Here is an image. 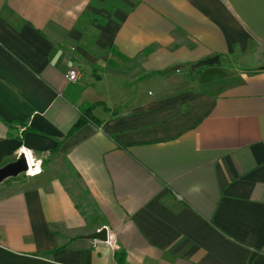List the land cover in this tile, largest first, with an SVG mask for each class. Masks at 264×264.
<instances>
[{
    "label": "crops",
    "instance_id": "1",
    "mask_svg": "<svg viewBox=\"0 0 264 264\" xmlns=\"http://www.w3.org/2000/svg\"><path fill=\"white\" fill-rule=\"evenodd\" d=\"M23 149L0 264H264V0H0V167Z\"/></svg>",
    "mask_w": 264,
    "mask_h": 264
},
{
    "label": "water",
    "instance_id": "2",
    "mask_svg": "<svg viewBox=\"0 0 264 264\" xmlns=\"http://www.w3.org/2000/svg\"><path fill=\"white\" fill-rule=\"evenodd\" d=\"M209 64H221V60L219 56H214L208 59L200 60L198 63L192 66V68H197L204 65ZM174 69H183V65H176L173 67ZM28 162L23 153L19 155L17 160L9 162L5 164L4 166L0 167V183L4 182L5 180L9 178H14L22 173H25L28 170ZM89 238H95V239H101L106 240L107 239V228L103 227L101 231L94 232L90 235H88Z\"/></svg>",
    "mask_w": 264,
    "mask_h": 264
},
{
    "label": "built area",
    "instance_id": "3",
    "mask_svg": "<svg viewBox=\"0 0 264 264\" xmlns=\"http://www.w3.org/2000/svg\"><path fill=\"white\" fill-rule=\"evenodd\" d=\"M67 79H69L70 81H77L79 78V71L77 69H71L68 74L66 75ZM25 155L27 162H28V170L24 173L27 176H35L38 175L42 172L43 168H42V164H43V160L41 158H37L34 156V154L32 153L31 150L29 149H23V151L21 152ZM30 159L32 161V163H30ZM107 228V239L106 240H101V239H95V238H91V239H95V240H101V241H106V242H110L112 235L110 233V230L107 226H104ZM103 229L100 228L98 231H101ZM96 231V232H98Z\"/></svg>",
    "mask_w": 264,
    "mask_h": 264
},
{
    "label": "trees",
    "instance_id": "4",
    "mask_svg": "<svg viewBox=\"0 0 264 264\" xmlns=\"http://www.w3.org/2000/svg\"><path fill=\"white\" fill-rule=\"evenodd\" d=\"M95 107V104L94 105H91L87 111L84 112L85 115H88L90 113V111L92 110V108ZM86 122V118L85 117H82L79 119V121L73 126V128L71 129V132H74L75 130H77L83 123ZM121 260H123V256L121 258Z\"/></svg>",
    "mask_w": 264,
    "mask_h": 264
},
{
    "label": "rangeland",
    "instance_id": "5",
    "mask_svg": "<svg viewBox=\"0 0 264 264\" xmlns=\"http://www.w3.org/2000/svg\"><path fill=\"white\" fill-rule=\"evenodd\" d=\"M22 176L21 177H27V175H25L24 173H22L21 174ZM12 180V179H11ZM10 181V180H9ZM83 193H82V190H81V192L79 191L78 193H77V196L79 197V198H82L83 196ZM82 202V201H81Z\"/></svg>",
    "mask_w": 264,
    "mask_h": 264
},
{
    "label": "bare ground",
    "instance_id": "6",
    "mask_svg": "<svg viewBox=\"0 0 264 264\" xmlns=\"http://www.w3.org/2000/svg\"><path fill=\"white\" fill-rule=\"evenodd\" d=\"M30 163H31V161H30Z\"/></svg>",
    "mask_w": 264,
    "mask_h": 264
}]
</instances>
